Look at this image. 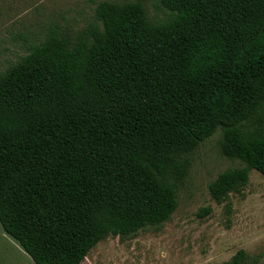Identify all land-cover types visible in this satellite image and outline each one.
<instances>
[{"label": "trees", "instance_id": "trees-1", "mask_svg": "<svg viewBox=\"0 0 264 264\" xmlns=\"http://www.w3.org/2000/svg\"><path fill=\"white\" fill-rule=\"evenodd\" d=\"M159 1L161 22L143 0L101 1L75 37L51 29L0 73V225L35 264H81L109 236L168 221L218 128L243 165L211 198L264 176V0Z\"/></svg>", "mask_w": 264, "mask_h": 264}, {"label": "rangeland", "instance_id": "rangeland-1", "mask_svg": "<svg viewBox=\"0 0 264 264\" xmlns=\"http://www.w3.org/2000/svg\"><path fill=\"white\" fill-rule=\"evenodd\" d=\"M101 1L0 0V73L51 29L75 37L92 21ZM143 2L151 21L168 17L159 0ZM221 134L218 128L189 156L188 173L177 189V207L168 221L126 238L109 236L81 264H225L239 250L257 259L249 264H264V176L251 170L247 184L221 204L208 192L218 174L243 165L219 152ZM207 208L209 212L203 213ZM0 264H35L1 225Z\"/></svg>", "mask_w": 264, "mask_h": 264}]
</instances>
